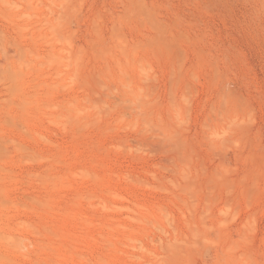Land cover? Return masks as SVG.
I'll return each mask as SVG.
<instances>
[{
    "label": "rangeland",
    "instance_id": "obj_1",
    "mask_svg": "<svg viewBox=\"0 0 264 264\" xmlns=\"http://www.w3.org/2000/svg\"><path fill=\"white\" fill-rule=\"evenodd\" d=\"M0 264H264V0H0Z\"/></svg>",
    "mask_w": 264,
    "mask_h": 264
}]
</instances>
